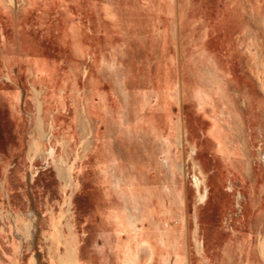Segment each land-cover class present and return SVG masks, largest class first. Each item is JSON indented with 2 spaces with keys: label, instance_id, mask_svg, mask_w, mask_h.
I'll return each mask as SVG.
<instances>
[{
  "label": "bare ground",
  "instance_id": "obj_1",
  "mask_svg": "<svg viewBox=\"0 0 264 264\" xmlns=\"http://www.w3.org/2000/svg\"><path fill=\"white\" fill-rule=\"evenodd\" d=\"M13 1L17 3V1ZM72 1L76 2V0ZM0 2L3 5V2L1 0ZM22 3L25 6L30 4L29 0H24ZM68 3V0H64L65 12L62 13L63 16L61 15L63 17L62 21L70 26V28L66 27L65 32L67 33L70 42L74 45V47L77 48L76 49L73 47L75 54L76 52H80L81 54L79 65L73 64L72 66V75L75 77L77 76V80H80V92L82 101L80 103V109L78 110L79 115L77 116V127H74L70 130V132H74V134L77 136L79 143L78 146H76V148L73 150L74 154L70 161L66 159L64 160L65 162H61L60 165H56L61 181L59 192L61 194L62 200H59L58 202V206L60 208L59 211H55V209L51 205H49V208L46 211L41 210L37 207L36 202L34 201L33 203L31 202L33 205L31 203L29 204L30 209L26 213L23 211H6L5 209H0L2 230L7 231L9 228L14 234L12 236H14L13 246L15 249V257L11 260V262L12 264H21L22 258L24 256V251L29 250L30 252H32L33 248H38V244L41 241L43 243L42 250L37 249L36 253L32 252L33 256L31 264H81L80 261L86 252V248L81 246L80 237L79 235L77 236L75 232L77 227V218L79 217V215L76 214L78 212V207L77 211H73V208H75L74 197L76 191L81 188L80 181L76 178V168H83L85 162L84 159L93 151L94 156H98V162L101 165L103 177H107V182L113 188L112 194L114 193V196L117 199L122 198V205H124V210L122 211L126 215L125 218L127 219L124 227L126 231H128V235L123 241H112V246L117 250V252L119 251L123 254L121 264H145L146 262L150 263L152 261H150V258L154 256L156 251H158L157 255L159 261H154V264H183L184 253L187 254L186 263L188 262L189 264V244L191 246V249L193 248V253H198V251L208 252V248L206 247L205 239H202V237L204 236L203 230L199 232L201 239L200 237H194V240L198 241V249H196L195 247L196 242L192 240L190 230L192 228L191 226L189 227V222L193 220V217L191 216L189 211V199L190 196H192L193 191L192 189H188V187L190 181L193 180L190 170V162L192 160L193 149L190 148V141L188 137L189 128L185 125V120L183 121L180 115L181 107L177 106L178 110L176 112L172 111V105L174 103L180 105L181 103L179 104V102H182L183 100L185 101L187 91L186 79H183L182 82H180L179 79V58L181 45H183L184 41H186L185 46H183L184 50L182 49L183 53H181L184 56V63H186L187 67H189L190 70H192L191 68L193 67L195 68L194 70L196 75L203 83L202 86L195 85L193 95H190L195 97L199 108L204 107L207 103L210 104V101H212L211 94H209L206 89L210 88V91H212L211 89H213L218 94L224 93L225 88L223 85V81L225 76H228L229 74L221 73L222 71H218L216 69V62L214 63L213 56L209 55V51L204 49L205 47H202V44V46L199 45L200 47L198 46V44V47H194L192 45L191 39L189 38L181 39V37H179L180 40H178V27L181 23H179V20L176 18V12H170L171 4H169L168 8H163L165 6V0H159V11L162 17V21L161 25L159 26L158 24V26L156 27L158 36L160 37V45L158 46L160 52L159 54H157L158 59L155 62V78L153 77V85L155 86V90H153V99H149L151 95H146L149 90L144 94L141 93L142 96L141 98H139L137 96L139 90L135 93V91H132L130 89V86L134 84L133 71L131 69L132 66H130V64L127 65L125 63L126 60H120V57L122 58V54L129 55L130 52H128L121 45L117 47H115V45H112L113 49L111 50L112 56L110 57V59L104 57L100 62L97 50L99 46H102V42L103 40H105L104 38H106V36L103 37L101 35H97L96 33L101 27L97 22L98 19L93 16L94 14H92V12L90 14L87 10H85L84 6L83 10L81 11L82 18L80 19V21L78 23H75L73 21L69 23L68 17L69 19H71L70 17L72 6L68 5ZM107 3L109 4V2ZM245 3L247 7L249 6V3H251L255 13H258L259 10L263 8V3H261V0H245ZM13 8L15 10V13H17L18 5L15 4V7ZM16 17L17 19L19 18L18 14ZM116 17L117 16H115V18ZM147 21H149V19ZM140 25L142 26L144 24L140 23ZM181 27L183 28V26ZM68 29L72 33L71 36ZM143 30L146 31V29ZM141 31L139 30V32ZM109 32H111V30ZM149 32L151 31L149 30ZM146 33L143 32L141 36L146 37ZM243 34L245 36V39H243V41H245L247 48H249L251 45H253L254 36L248 25L245 27ZM166 35H168V37ZM138 36L139 35H137V37ZM150 41H153L152 38ZM149 43L150 42L147 39V41L145 40L142 44H137L136 46L137 48H142L143 52H146L148 51L147 49H149V47H152V45L150 46ZM254 43H256V41ZM153 49H155V47ZM138 62L139 74L142 70V72L144 71L143 73L146 75L148 69V67L146 68V62L148 61L139 59ZM247 63H249L252 71L255 72V79H257L259 87L264 91V71L263 74L255 71V65L259 62L255 64V60L250 59ZM219 68L221 69V67ZM98 72H100V74ZM102 75H105L107 77V83L111 85L113 89L112 91H114V94L116 96H119L123 104V108L121 111L123 113L121 119H119L118 121L111 120L109 122V129L107 131V133L109 132V138L105 140L106 142L104 141V149V146L101 143L107 137H105L101 142V138L104 133L102 134L99 123L102 120V116L106 112L109 113L111 118H116V114L115 109L112 107V104L111 106L107 104L108 97L106 94V90L100 87L99 78ZM8 77L10 78L9 75ZM2 78H6V76H2ZM34 90L36 93V96L34 98L36 105V114L34 125L31 129L29 137L28 158L32 163L35 162L39 156H44V166L49 168L54 166L52 158L54 150L53 147H51L52 150L50 149V152H47V154V150L44 145L45 142L50 139L53 123H46L49 130L44 129L45 121L42 114L45 112V103L43 98L40 97L42 94L41 91L35 88ZM149 93H151V91H149ZM226 93H224L226 96L225 99L227 98L229 103H232L229 100V94ZM236 113L237 115L239 114L237 111ZM184 115L186 119L187 114H185V112ZM92 117L98 120L97 122H95L97 125L93 123ZM189 123L187 125H189ZM67 135L68 134H66V136ZM67 138L69 139L68 136ZM68 143L69 145L71 144L70 140L61 142L63 149L67 148ZM133 148L135 151L133 150ZM180 158L184 161L183 169L181 170V178L184 182V188H187L188 192L191 193V195L187 196V198L184 195L186 193L184 192L185 189L180 188L178 185L179 183H177L179 176L177 175L176 168H180ZM151 161L154 163V166L152 167ZM150 168H160V171L165 179L164 182H168L166 183V185H161V188L156 192L151 187L147 186L145 182ZM38 173L39 170L35 171L34 168H31V171L28 173L30 176V183L36 180V176ZM27 177L28 176L26 175V179ZM7 180L8 178H5L1 181V189L4 192L3 194L5 195V198L8 199L11 194L9 195V192L7 190L9 189L7 186ZM156 181L158 182V180ZM154 196L161 197L169 205L168 208L170 209L167 208V211H169L170 214L173 212L176 213V217H174L177 219L179 225L171 227L170 224V226H167V224L165 222L162 223L161 220L159 224H156L154 218L151 216V213L155 214L156 212L152 205ZM119 212L118 210H112L111 216L118 218L120 217L118 216ZM103 214L102 218L105 219L106 217H104ZM111 216H108L109 219L111 218ZM196 216L198 217V214ZM146 218L150 219V225H147L148 229H144ZM165 219L168 220V217H166ZM165 219L163 221H165ZM205 220L203 222L199 221V224L204 223L203 225L205 226ZM45 223L49 226V231L47 230L48 232H45V230L43 229V225ZM180 227L182 228L180 229ZM176 229L177 231H174ZM186 231L188 234V242L184 243L185 239H183V234L186 233ZM151 234H154L156 240H153L155 241L150 239ZM146 236H148V238ZM190 242L192 243V245ZM63 248L65 249V251H63ZM100 252H102V250L98 251V249L95 248V253L97 254V256ZM195 253L193 254L194 260H196L195 255H197ZM198 254L200 255V253ZM210 254L208 253V261H206L207 256L206 259H201L202 264H213L212 256ZM99 255H101V253ZM262 256L264 257V253L262 254ZM143 260L145 261L143 262ZM255 261L256 260H254V263ZM100 262L103 263L101 260Z\"/></svg>",
  "mask_w": 264,
  "mask_h": 264
},
{
  "label": "rangeland",
  "instance_id": "obj_2",
  "mask_svg": "<svg viewBox=\"0 0 264 264\" xmlns=\"http://www.w3.org/2000/svg\"><path fill=\"white\" fill-rule=\"evenodd\" d=\"M1 1L3 2L4 8L8 12L7 15H9L10 13L11 14L15 13V10L13 7H15V4L18 5L17 13L14 14V23L17 19L16 17L17 14L19 17L20 11L28 6V5L25 6L22 3L24 0H15L17 1L18 4L14 2L13 0H1ZM60 1L64 5V0H60ZM82 1L85 5V10H87L90 14L92 12V14H94L93 16L96 19H98L97 22L99 26H101L99 28L100 34L102 35L104 34L103 36H106V38H104L106 42L105 40H103L102 50L100 49L98 52L100 62L102 61L104 57H107L110 59V57L112 56V51H111L113 49L112 45H115V47L120 46V45L123 46V48H125L128 52H130L129 53L130 56L128 54L127 55L122 54L123 59L120 57V60H126L125 63L127 65L130 64V66H132L131 69L133 71L134 84L130 86V89L132 91H135V93L139 90L138 91L139 93H137V96L139 98H141L142 96L141 93L144 94L146 91L149 90L151 91V93H149L148 91L146 95L147 96L151 95L149 99H153V90H155V86L153 85V82H154L153 77L155 78V62L158 59L157 54H159L160 52V49L158 47L160 45L159 44L160 37L158 36L156 27L158 26V24L160 26L161 21H162V17L159 11V0L157 1L156 0H108L107 1L106 0L107 2H109V4L105 0H82ZM29 3L31 4L33 3V1L29 0ZM261 3H263L262 4L263 8L260 9L258 13L254 12L253 6L251 3H249V6L247 7L245 0H242V1L241 0H230V1L229 0H173V1L165 0V4H164L165 6L163 8L165 7L168 8L169 4H171L170 5L171 11L170 10L169 11L171 13L172 11L176 12L175 13L176 18L179 20V23H181L179 24L180 28L178 27V34H177L178 40H180L179 37H181V39L182 38L187 39L191 37L192 40L200 43L202 40L207 39L208 47H210L213 52L219 54V56L221 57L223 61L224 59H227L229 57V54L231 52H234V54L239 57V51L237 52L234 50V48H236L235 38H237L236 35H238L240 31H243L244 27H246L247 25L249 26V29L251 30L254 36L253 45H251L249 48H246V46L243 45V48L240 47V50L243 52L244 50H246L247 52H252V53L259 52V53H262L264 56V0H261ZM0 5H2L1 2H0ZM99 5L101 8L99 7ZM145 11H146V14H145ZM137 14L138 15L140 14V15L138 16ZM61 15L63 16V14L61 13L59 14V17H56V22H57L56 31L57 32L56 34H54L53 36L54 38L51 39L52 41L50 42H52V44L49 47L59 52V54L60 53L62 54V52L64 51V48L67 47L66 48L67 52H71L75 54L73 50L74 45L71 42H68V39H67L68 36H67V33L65 32L67 23L62 21L63 17ZM115 16L117 17L115 18ZM147 16H150V17H147ZM70 18L71 19H69L68 17L69 23L71 21L78 23L75 21L72 14ZM81 18L82 17H80L79 19ZM182 18H183V21H182ZM18 19H17V23H18L17 25L20 26L19 24L20 21ZM148 19L149 21H147ZM143 20H146V21H143ZM140 23L144 24L146 27L144 25L141 26ZM181 26H183V28ZM10 29L11 28L7 26L6 32L11 31ZM18 29H17V32L19 31ZM143 29H146V31H144ZM110 30L111 32H109ZM139 30L140 31L142 30V31L139 32ZM149 30L151 32H149ZM105 31L107 32V34ZM143 32L144 33L147 32L146 33L147 36L145 35L146 37L141 36ZM131 35H134V36H131ZM137 35L139 36L137 37ZM166 36L168 37V35ZM151 38L153 40L152 42L150 41ZM147 39L150 42L149 45L150 46L152 45V47L150 48L148 45L150 51L149 49H147L148 51L143 52V49L139 47L137 48L136 45L142 44L143 41L145 40L147 41ZM255 41L256 43H254ZM46 43L47 41L45 42V44ZM185 44H186V41H184L183 45H181V50H180V59L182 58L181 63L183 65L182 72L184 75H185L186 70L188 72L190 71L189 67H187L186 63H184L183 61L184 56L181 54L183 53V50H184L183 46H185ZM193 45L194 47H196L195 46L196 44L193 43ZM3 47L6 48V55H4V57L6 56L4 58L6 62L8 61L13 62V56L11 55V49L8 45V42L4 39L3 34L0 33V49L2 48L1 49L2 51L4 50ZM154 47L155 49H153ZM231 48L232 50H230ZM27 50L28 49L24 47L21 51V56L24 59H26V61L29 62V68L27 70L28 75L26 74L25 71L19 69V72H18V70H14L12 67L8 68V70L5 71L4 76H6V78H2V76L0 75V82H2L3 85H6L9 91L14 88L18 90L20 94L21 102H23V111L18 112L16 109H12V108L9 109V107H7V105H5L4 102L0 101V184L2 180H4L5 178H8L7 186L9 189L7 190L9 192V195L11 194L8 199L5 198V195L3 194L4 192L0 186V209L2 208V209H5L6 211H10V210H14L18 212L23 211L26 213L30 209L29 204L32 201H30L29 199L33 195L38 204V208H40L41 210L46 211L49 208V205H51L53 206L55 211H59L60 208L58 206L59 205L58 202L59 200H62L61 194L59 192L61 181L58 175V169L56 168V165H60V163L65 162L64 160L66 159L70 161V159H72V156L74 154L73 150L76 148V146H78V143H79L77 136L74 134V132H70V130L74 127L75 128L77 127V121H78L77 116L79 115L78 110L80 109V106H81L80 103L82 101L81 100L82 96L80 92L81 83H80V80H77V76L75 77L72 75V70L64 74H56L59 70L58 64L61 61L57 59L53 61V60H50L49 58H37L35 54H31L29 53V50L28 51ZM32 55H34V57H32ZM233 57L236 58L235 56ZM56 58L58 57L56 56ZM139 59L144 60V61L146 60L149 62V64L148 62H146L147 63L146 68L148 67L146 75L143 73L144 71L142 72V70L140 71L141 73L139 74V66H138ZM73 62L74 63L72 64H75V65H79L80 63V61L78 62L77 59L75 58ZM262 64L263 65H261V69L264 71V62ZM98 73L100 74V72ZM8 75L10 76V78L8 77ZM99 80H100V87L106 90V94L108 97L107 104L110 106L112 104V107L115 109V114H116V118L115 117L111 118L109 113L106 112L107 114L105 113L102 116V120L99 123L102 134L104 133L101 138V142L105 137H107L101 143L104 146L103 147L104 149L105 142H106L105 140L109 138V135H108L109 132L107 133L109 129L108 128L109 122L111 120L118 121L119 119H121V116L123 113L121 112L123 108V104L119 96L118 95L116 96L114 94V91H112L113 89L111 85L107 83L108 82L107 77L105 75H102L100 76ZM34 88L41 91L42 94L41 96L40 95L39 96L43 98L44 103H45V109H44L45 112L42 114L44 121H45L44 129L49 130L47 124L51 122L53 123L50 139L46 141L44 145L47 150L46 153L50 152L51 147H53V150H54L53 151L54 154L52 157L54 166L49 167V168L44 166V156L42 157L39 156L36 159V161L32 163L30 159L28 158L29 137H30L31 129L34 125V119H35V114H36V105H35V99H34L36 96V93H35ZM189 96H190L189 94L188 95L186 94L185 101H184L185 114H187L186 120L189 119L193 121L194 118L197 115H199V113H197L195 111V108L192 105H190ZM263 97H264V93H263ZM244 99L242 96L238 98L239 105H240V108H239L240 115L242 116L243 114V117L247 119L248 118L247 114H248L250 118L249 125L251 129V133L252 131H254V129L257 126V124L255 123L261 124L262 130L260 131L259 129V130H256V132L257 131L262 132L263 140L260 142L258 150H260V154L262 155V160H264V110H263V117L258 116L259 119H257L255 122V118L253 117V114L249 108V102L247 101L248 99L247 100L245 99L246 102H248V109H247V103L244 101ZM263 101H264V98H263ZM177 106L180 107L181 105H178L175 103L172 105L173 112H176L178 110ZM14 115H16L17 117L16 119H17V122L20 124L19 126H15L14 124V118H12ZM241 116H240V119L242 118ZM92 121L93 123H95L98 120L93 118ZM66 134H68L67 136L69 137V139L67 138ZM66 140L67 141L70 140L71 144L69 145L68 143L67 148L66 149L64 148L65 149L64 150L61 145V142L66 141ZM92 154H93V151L89 154V156H87L84 159L85 162L87 160L88 161L86 163L84 162L83 168H76V178L80 181L81 188L76 191L75 197H74L75 208H73V211H77V207H78V212L76 214L79 215V217L77 218V225H76L77 227H76L75 232H76V235L77 236L79 235L80 237L81 246L86 248L85 250L86 252L83 258L81 259L80 263L81 264H98V263L99 264H105V263L106 264H121L123 254L122 252H119V251L117 252V250L112 246V241L114 242L119 241V240L123 241L128 235V231H126L124 227L125 222L127 220L125 218L126 215L122 211L124 210L123 208L124 205H122V198L117 199L114 196V193L112 194L113 188L107 182V177H103V171L101 170V165L98 162V156L97 155L94 156V154L93 155ZM190 163H191L190 164L191 174H194L196 172L193 166V160H191ZM152 166H154L153 162L151 163V167ZM31 168H34L35 171L39 170V173L36 176V180L33 181L34 183L33 182L30 183L29 181L30 176L28 173L31 171ZM150 169L146 176L145 182L147 186L151 187L156 192L161 188V185L163 184L166 185V183L168 182H164L165 179L160 171V168H152L151 170ZM26 175L28 176L27 179H26ZM148 175L150 178L148 177ZM156 180H158V182ZM190 185L192 186V180L190 181ZM194 196L195 194L193 193L191 196V204H189V211L191 213V216L195 208ZM152 205L156 212L154 211L155 214L151 213V216L154 218L156 224H159L161 220L162 223L165 222L167 226H170V224H171V227L179 225L177 219L175 218L176 213L173 212L170 214V212L167 211V208L169 207V205L161 197L154 196ZM112 210H118V212L120 211L118 213V216L120 217L118 218L112 217L111 216ZM238 213L241 214L242 212H238ZM102 214L104 217H106L105 219L102 218ZM108 216L109 217L111 216V218L109 219ZM166 217H168V220L165 219ZM164 219L165 221H163ZM1 224H2V221L0 218V264H12L11 260L15 257L14 255L15 249L13 246L14 236H12L14 234L9 228L7 231H3L1 228ZM91 225L93 229L91 228ZM147 225L148 226L150 225L149 218L145 219L144 229H148ZM191 225H192V220L189 222V227ZM104 227L106 228V232H105ZM181 228L182 227H180V229ZM43 229L45 230V232L47 230L49 231V226L45 223L43 225ZM119 231H122V232H119ZM174 231H177V229ZM116 234H117V237H116ZM146 237L148 238V236ZM203 237L202 239H205ZM150 239L152 240L155 239L154 234L150 235ZM183 239L186 240V241L184 240V243L188 242L187 231L186 233L183 234ZM200 239H201V236H200ZM261 241H262V235H260L259 247H260ZM107 242H108V245H107ZM42 247H43V243L40 241L37 249L42 250ZM189 247H191L190 244H189ZM95 248H97L98 251L102 250V252H100L101 255H99L100 254L99 253L97 256V254L95 253ZM37 249L33 248L32 252L36 253ZM63 251H65L64 248H63ZM32 252H30L29 250L24 251V256L22 258L21 264H31L32 263V256H33ZM198 253H200V255ZM198 253H196L198 255L197 261H199L200 264H202L201 259H206V256H207L206 261H208L207 251H198ZM157 254H158V251H156L154 256H152L153 259L152 257L150 258V261L151 260L152 261L150 263L146 262L145 264H154L155 263L154 261L156 260L159 261ZM104 255L106 256V259ZM183 256H184L183 264H188V262L186 263L187 254L184 253ZM261 258L263 261L264 257L262 255H261ZM100 260L103 263H101ZM144 261L145 260H143V262ZM192 264H196L193 258H192Z\"/></svg>",
  "mask_w": 264,
  "mask_h": 264
},
{
  "label": "crops",
  "instance_id": "obj_3",
  "mask_svg": "<svg viewBox=\"0 0 264 264\" xmlns=\"http://www.w3.org/2000/svg\"><path fill=\"white\" fill-rule=\"evenodd\" d=\"M32 1L33 3L20 11L19 27L17 26V20L15 23L13 20L15 13L7 15V10L3 5H0V33L3 34L4 39L8 42L11 55L13 56V62H6L4 59L6 57H4L6 48L3 51L0 49L1 76H4L5 71L11 67L14 70H18V72L21 69L27 74L29 62L21 56V51L24 47L29 50V53L35 54L37 58L61 61L62 63L58 64L59 70L56 74L70 72L73 68L74 58L78 62L81 59L80 52H76V54L67 52V47L64 48L62 54L49 47L52 44L50 42L52 41L51 39L54 38L53 36L57 32L56 17L65 12L63 3L60 0ZM68 2V5L72 6L71 14L75 21L79 22L81 11L85 6L83 1L76 0V2H73L68 0ZM7 26L11 28V31L6 32ZM67 28H70V26L67 25ZM17 29L19 30L18 32ZM244 30L245 27L235 38L236 48L234 50L239 51V57L234 52H231L229 57L223 60L224 62L219 54L208 47L207 39L196 43L189 37L192 45L193 43L196 44L195 46L202 44L203 46H201L209 51V55L213 56L214 63L216 62L215 67L218 71L229 74L225 76L223 85L225 88L224 93L227 92L226 94H229L228 97L230 96L229 100L232 103H229L227 98L225 99L224 93L218 94L213 89L210 91V88L206 87L208 88L206 89L207 92L212 97L210 104L207 103L204 107L199 108L195 97L189 96L190 105L199 113L193 121L188 119L189 122L191 121L189 123L184 117V100L182 101L183 103L179 102L183 106H180L181 118L183 121L185 120V125L189 128L188 137L190 148L193 149L192 154L194 156L192 155V160L196 172L192 174V186L189 184L188 187L195 194V208L192 212V229H190L191 236L192 240L195 241L194 237L199 238V232L204 231L206 247L208 248V253H211L213 264H253L254 260H256L254 264H264L261 258L264 253V160H262V155L260 150H258L263 138L262 132H256L259 129L261 131L262 126L259 123H255L257 126L251 133L250 118L248 114L247 119L243 117V114L242 116L240 115L238 101L241 96L243 99L244 97L246 100L248 99L249 108L255 118V122L259 119L258 116L263 117L264 91L259 87L257 79H255V72L252 71L247 62L250 59L255 60V64L259 62V65L254 64L256 67L255 71L262 74L261 65L264 56L262 53H252L246 50L243 52L240 50L243 45L247 48L245 41H243L245 39ZM68 31L71 36V31L69 29ZM96 33L103 36L99 31ZM67 39L70 42L69 37ZM46 41L47 43L45 44ZM100 49L102 50V46H99L97 52ZM181 61L180 59V82L186 79V94L193 95L195 85L202 86L203 83L196 75L194 67L191 68L190 74L186 70L184 75ZM18 92L15 88L9 91L7 86L0 82V101L4 102L9 109L12 108L21 112L23 111V102H21ZM245 99L244 101L246 102ZM248 102H246L247 109ZM235 110L239 113L238 115ZM256 115L258 118H256ZM240 116L242 117L241 119ZM12 118H14L15 126H19L16 115ZM188 123L189 125H187ZM183 164L184 161L180 158V168H176L179 176L177 183H179L180 188L185 189L184 192L186 193L184 195L187 198L191 193L188 192L187 188H184V182L181 178ZM29 200L36 202L33 195ZM189 204H191V196ZM36 205L38 207L37 202ZM238 212L242 213L239 214ZM197 214L198 217L196 216ZM204 220L206 221L205 226L203 225L204 223L199 224V221L203 222ZM260 235H262V241L259 247ZM195 242V247L198 249V241ZM192 251L193 248L189 247V264H192L193 254L195 253ZM195 257L196 260H193L196 264H200L197 261L198 255H195Z\"/></svg>",
  "mask_w": 264,
  "mask_h": 264
}]
</instances>
